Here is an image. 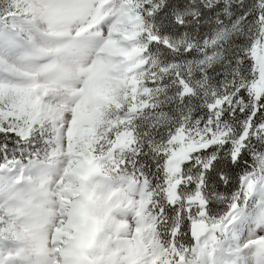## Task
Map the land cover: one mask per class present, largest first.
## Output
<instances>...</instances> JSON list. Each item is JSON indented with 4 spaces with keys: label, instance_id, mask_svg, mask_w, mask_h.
<instances>
[{
    "label": "snow or ice",
    "instance_id": "obj_1",
    "mask_svg": "<svg viewBox=\"0 0 264 264\" xmlns=\"http://www.w3.org/2000/svg\"><path fill=\"white\" fill-rule=\"evenodd\" d=\"M0 264H264V0H0Z\"/></svg>",
    "mask_w": 264,
    "mask_h": 264
}]
</instances>
